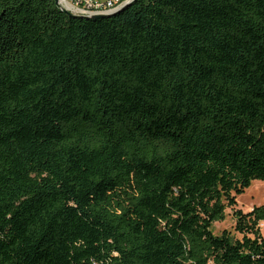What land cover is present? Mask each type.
Masks as SVG:
<instances>
[{
    "label": "trees",
    "instance_id": "16d2710c",
    "mask_svg": "<svg viewBox=\"0 0 264 264\" xmlns=\"http://www.w3.org/2000/svg\"><path fill=\"white\" fill-rule=\"evenodd\" d=\"M254 180L264 0H0V264H264Z\"/></svg>",
    "mask_w": 264,
    "mask_h": 264
},
{
    "label": "rangeland",
    "instance_id": "374dc122",
    "mask_svg": "<svg viewBox=\"0 0 264 264\" xmlns=\"http://www.w3.org/2000/svg\"><path fill=\"white\" fill-rule=\"evenodd\" d=\"M264 203V180H254L249 188L242 194L237 195V205L235 208H228L226 211V219L214 224L216 234H222L228 231L236 237L242 235L236 229L237 219L235 209H242L244 212L252 210L255 206ZM262 234L264 235V221L260 223Z\"/></svg>",
    "mask_w": 264,
    "mask_h": 264
},
{
    "label": "built area",
    "instance_id": "2783aa9c",
    "mask_svg": "<svg viewBox=\"0 0 264 264\" xmlns=\"http://www.w3.org/2000/svg\"><path fill=\"white\" fill-rule=\"evenodd\" d=\"M127 0H61L62 5L81 15L107 14L119 9Z\"/></svg>",
    "mask_w": 264,
    "mask_h": 264
},
{
    "label": "water",
    "instance_id": "95a60500",
    "mask_svg": "<svg viewBox=\"0 0 264 264\" xmlns=\"http://www.w3.org/2000/svg\"><path fill=\"white\" fill-rule=\"evenodd\" d=\"M135 0H127L119 9L111 12V13H107V14H94V15H91V16H105V15H111L119 10H122L123 8L131 5ZM57 4L59 5V7L64 10L65 12L71 14V15H74V16H88V15H81V14H77V13H74L72 12L71 10H69L68 8H66L64 5H62L61 3V0H56Z\"/></svg>",
    "mask_w": 264,
    "mask_h": 264
}]
</instances>
